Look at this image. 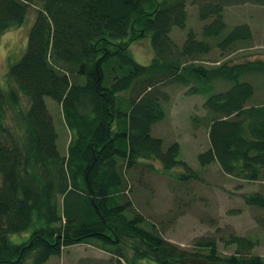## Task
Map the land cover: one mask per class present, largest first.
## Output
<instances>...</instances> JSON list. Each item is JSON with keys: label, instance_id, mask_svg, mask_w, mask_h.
<instances>
[{"label": "trees", "instance_id": "16d2710c", "mask_svg": "<svg viewBox=\"0 0 264 264\" xmlns=\"http://www.w3.org/2000/svg\"><path fill=\"white\" fill-rule=\"evenodd\" d=\"M246 3L264 6V0H0V34L37 10L27 49L2 82L8 88L0 84V264H45L79 244L106 251L110 264H185L186 257L264 264L251 254L258 241L248 236L231 234L226 240L237 251L226 256L212 237L197 239L195 251L182 248L138 198L150 187L146 171L200 179L180 157L178 141L166 144L153 134L166 116L170 83L204 96V113L191 117L209 129L199 165L217 163L232 177L264 181V94L252 81H264V59H229L253 30L224 17L226 7ZM189 4L204 25L201 33L189 27L180 45L171 33L188 27ZM144 37L154 50L148 64L129 51ZM217 49L222 61L207 57ZM217 80L227 87L218 89ZM47 96L71 130L66 154ZM241 197L264 209V191ZM21 233L24 240L14 242L11 235Z\"/></svg>", "mask_w": 264, "mask_h": 264}, {"label": "rangeland", "instance_id": "374dc122", "mask_svg": "<svg viewBox=\"0 0 264 264\" xmlns=\"http://www.w3.org/2000/svg\"><path fill=\"white\" fill-rule=\"evenodd\" d=\"M36 11V8H31L24 24L0 34V84L5 88L8 86L2 82L10 64L20 59L27 49ZM188 13V27L183 30L176 27L171 33L172 38L180 45L189 27L201 33L204 25L199 18L197 6L189 4ZM224 17L231 26L248 23L253 30L250 43L242 44L243 49L232 54L229 59H232L233 63L264 59V6L252 3L228 6L225 8ZM129 51L143 64L150 63L154 56L152 43L148 37L132 41ZM220 55L221 51L217 49L207 57L222 61ZM249 79L251 80V77ZM252 81L256 85L257 94H264V81L260 78H252ZM226 85L217 80L218 89H225ZM165 89L171 98L165 106L166 116L154 124L153 134L162 137L166 144L178 141L181 145L180 157L185 159L197 174L200 173V179L184 182L185 180L174 175L146 171L145 178L150 187L148 191L138 193L142 195L138 196L141 203L147 206L141 210L150 220L162 226L163 234L169 241L184 249L195 251L197 239L212 237L217 242L220 254L231 255L236 253L237 245L229 243L226 239L231 234H236L256 239L258 242L251 254L264 258V209L246 204L241 197L243 193L264 191V181L251 182L232 177L224 173L217 163L201 167L198 154L210 146L209 129L204 125H194L191 117L197 113L200 115L204 113V96L189 94V87L180 83H170ZM46 102L58 131L59 150L66 154L71 130L65 125L58 102L49 96L46 97ZM29 106V99L23 96L22 107L27 109ZM154 162L160 166L158 162ZM179 169L178 167L176 170ZM1 183L0 175V185ZM11 238L14 242L24 240L22 233L12 234ZM109 257L106 251L89 244H79L65 248L61 256H52L45 264H110Z\"/></svg>", "mask_w": 264, "mask_h": 264}, {"label": "water", "instance_id": "95a60500", "mask_svg": "<svg viewBox=\"0 0 264 264\" xmlns=\"http://www.w3.org/2000/svg\"><path fill=\"white\" fill-rule=\"evenodd\" d=\"M185 264H229L224 262H212L202 257H186L181 260Z\"/></svg>", "mask_w": 264, "mask_h": 264}]
</instances>
